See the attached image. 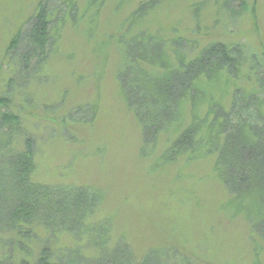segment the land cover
Wrapping results in <instances>:
<instances>
[{"label": "rangeland", "instance_id": "374dc122", "mask_svg": "<svg viewBox=\"0 0 264 264\" xmlns=\"http://www.w3.org/2000/svg\"><path fill=\"white\" fill-rule=\"evenodd\" d=\"M42 2L53 42L27 71L19 49L10 57L8 49ZM140 32L183 39L189 57L217 41L239 48L230 83L207 88L228 111L250 105L245 118L264 128V0H0V97L11 98L6 111L35 140V181L99 189L97 218L139 256L154 249L167 264H264L263 233L230 205L234 192L217 176L215 155L163 160L168 136L149 142L129 109L122 41Z\"/></svg>", "mask_w": 264, "mask_h": 264}, {"label": "trees", "instance_id": "16d2710c", "mask_svg": "<svg viewBox=\"0 0 264 264\" xmlns=\"http://www.w3.org/2000/svg\"><path fill=\"white\" fill-rule=\"evenodd\" d=\"M47 9L42 2L8 49L9 57L19 49L27 71L51 50L55 21ZM128 40L122 41L121 91L146 139L168 136L163 160L215 155L217 176L234 192L230 205L248 212L264 236V128L248 122L249 113L245 118L250 105L228 111L207 88L230 83L243 62L240 49L217 41L189 57L181 38L165 41L140 32ZM11 101L0 97L6 136L0 140V264H167L157 250L139 256L125 239L114 240L110 221L97 218L104 197L99 189L35 181V140L25 136L21 117L6 111ZM68 239L69 245L61 242Z\"/></svg>", "mask_w": 264, "mask_h": 264}]
</instances>
